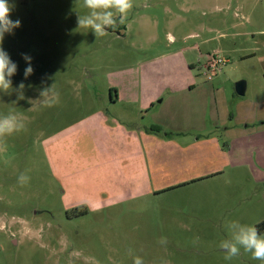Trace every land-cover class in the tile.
Masks as SVG:
<instances>
[{
    "label": "rangeland",
    "instance_id": "374dc122",
    "mask_svg": "<svg viewBox=\"0 0 264 264\" xmlns=\"http://www.w3.org/2000/svg\"><path fill=\"white\" fill-rule=\"evenodd\" d=\"M9 3L0 264H264L219 247L231 221L264 236V0H133L102 37L83 0Z\"/></svg>",
    "mask_w": 264,
    "mask_h": 264
},
{
    "label": "clouds",
    "instance_id": "9594fccd",
    "mask_svg": "<svg viewBox=\"0 0 264 264\" xmlns=\"http://www.w3.org/2000/svg\"><path fill=\"white\" fill-rule=\"evenodd\" d=\"M14 5L9 0H0V92L8 94L9 90L17 93V99H24L25 84L20 82L16 89L12 88V77L16 75L18 66L13 62L9 54L3 49L2 44L6 34H12L20 27L19 19L10 18ZM133 7V0H83V8L87 9V14L77 16L78 29H89L96 37L106 35V29L116 23V17L123 19L128 11ZM27 67L24 69V79L27 80L33 74L32 58L29 55H22ZM55 85L45 88L40 92L44 98L53 93ZM25 129V125L16 124L15 117L0 119V135L5 131L12 133ZM30 178L21 173L18 179L20 186H24ZM230 232V238L219 244L222 250H226L225 259H232L240 254L241 248L245 252L251 253L252 258L264 261V236L258 234L257 227L244 225L238 221H231L226 225ZM166 243L164 238H161ZM133 264H143L140 257H135Z\"/></svg>",
    "mask_w": 264,
    "mask_h": 264
},
{
    "label": "built area",
    "instance_id": "2783aa9c",
    "mask_svg": "<svg viewBox=\"0 0 264 264\" xmlns=\"http://www.w3.org/2000/svg\"><path fill=\"white\" fill-rule=\"evenodd\" d=\"M224 63H226V61L223 58H221L218 55H216V54L208 56L207 62L205 64V66H204L205 71H206V73H205L206 79L207 80H211L212 77H211L210 74L212 72L217 71L218 70V69H216L217 66H219L221 64H224Z\"/></svg>",
    "mask_w": 264,
    "mask_h": 264
},
{
    "label": "crops",
    "instance_id": "0c3cea01",
    "mask_svg": "<svg viewBox=\"0 0 264 264\" xmlns=\"http://www.w3.org/2000/svg\"><path fill=\"white\" fill-rule=\"evenodd\" d=\"M110 100V103H117V101H118V96H115V97H113V98H109ZM111 127H112V125H111ZM251 127H253V125L251 124ZM251 127H249L248 126V124H245V128H243V129H246V130H255L256 128H260L259 130H257V131H255V132H252V133H244V135H246V136H253V135H255V134H257V135H261V134H264V122H262L261 123V125L259 126V127H256V128H252V129H250ZM264 142V136H261V143H263Z\"/></svg>",
    "mask_w": 264,
    "mask_h": 264
},
{
    "label": "water",
    "instance_id": "95a60500",
    "mask_svg": "<svg viewBox=\"0 0 264 264\" xmlns=\"http://www.w3.org/2000/svg\"><path fill=\"white\" fill-rule=\"evenodd\" d=\"M245 89H246V83L242 80L237 81L234 84V91H235L236 95H238V96H243L245 93Z\"/></svg>",
    "mask_w": 264,
    "mask_h": 264
}]
</instances>
